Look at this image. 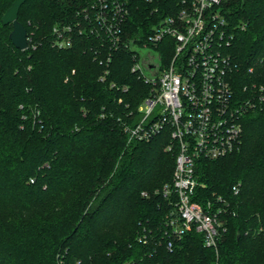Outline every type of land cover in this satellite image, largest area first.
<instances>
[{"label":"trees","instance_id":"16d2710c","mask_svg":"<svg viewBox=\"0 0 264 264\" xmlns=\"http://www.w3.org/2000/svg\"><path fill=\"white\" fill-rule=\"evenodd\" d=\"M92 1L26 0L20 51L1 22L14 0H0V264H264V100L242 115L238 151L196 163L194 200L221 211L216 248L194 230L173 236L161 190L175 155L166 132L127 142L123 127L138 121L150 86L132 72L134 51H113L80 25ZM166 3L130 0L127 41L144 43ZM219 10L235 104L264 96V0H224ZM63 24L77 26L69 49L54 46L52 28Z\"/></svg>","mask_w":264,"mask_h":264},{"label":"built area","instance_id":"2783aa9c","mask_svg":"<svg viewBox=\"0 0 264 264\" xmlns=\"http://www.w3.org/2000/svg\"><path fill=\"white\" fill-rule=\"evenodd\" d=\"M139 1L146 4L167 1L168 12L151 27L142 44L127 41L123 35L130 0L92 1L83 9L80 25L83 24L91 34L105 36L113 51L121 48L137 50L133 53L135 63L132 72H137L150 86V94L137 109L138 121L123 127L127 142H149L166 132L169 143L165 150L174 153L175 163L171 184L161 190L171 210L165 225L177 238L194 230L202 235L206 247L216 248L221 211H211L210 203L203 207L194 200L198 185L196 163L221 159L240 149V119L254 108L255 100H264L262 88L257 96L255 94L235 104L229 81L233 65L226 52L232 36L227 33V23L219 10L224 0H176V6L171 0ZM157 10L158 5L154 12ZM80 25L77 23L81 34L84 27ZM76 27L55 25L52 28L54 46L71 48ZM240 28L244 29V26ZM162 41L170 50L167 57L158 49ZM138 51L160 55L161 67L156 78L144 76ZM110 62L111 53L107 59V63ZM107 73L105 71L104 74ZM232 191L237 194L238 188L233 187ZM168 248H171L170 244Z\"/></svg>","mask_w":264,"mask_h":264},{"label":"water","instance_id":"95a60500","mask_svg":"<svg viewBox=\"0 0 264 264\" xmlns=\"http://www.w3.org/2000/svg\"><path fill=\"white\" fill-rule=\"evenodd\" d=\"M25 2L26 0H14L12 5L1 17V22L4 26H12L9 40L12 45L20 51H24L28 47L26 29L17 20L18 12ZM133 51L136 52L137 50L134 49ZM138 53L139 65L144 76L148 79L156 78L161 67L160 55L151 51H138Z\"/></svg>","mask_w":264,"mask_h":264},{"label":"rangeland","instance_id":"374dc122","mask_svg":"<svg viewBox=\"0 0 264 264\" xmlns=\"http://www.w3.org/2000/svg\"><path fill=\"white\" fill-rule=\"evenodd\" d=\"M160 51L164 57H167L169 55L170 50L166 42L163 43V46L160 47Z\"/></svg>","mask_w":264,"mask_h":264}]
</instances>
